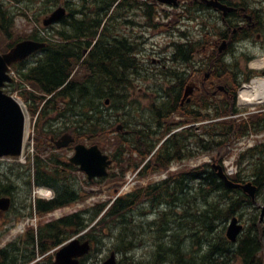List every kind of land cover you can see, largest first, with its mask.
<instances>
[{
	"label": "trees",
	"instance_id": "1",
	"mask_svg": "<svg viewBox=\"0 0 264 264\" xmlns=\"http://www.w3.org/2000/svg\"><path fill=\"white\" fill-rule=\"evenodd\" d=\"M99 1L101 8L109 10L117 0ZM125 1L121 0L119 3L124 4ZM148 16L154 17L152 11H148ZM6 17L8 16L4 15V10L0 7V22L6 21L3 23L4 27L0 25V51L7 50L24 37L37 39L31 34H15L11 18L8 17V20ZM95 18L97 20H92L91 24L97 28L101 19H98V16ZM88 28L89 22L86 23L85 20L76 22L73 33L69 37L65 36V39H69L67 42L47 40L48 45L42 49V55L38 57L37 63L28 65L26 61L19 62L16 72L20 82L15 84V88L21 83H29L36 91L22 90L20 95L28 101L32 114L38 113L37 141L43 139L42 134L45 133L49 120L61 118L63 130L74 133L76 139L89 140L99 144L102 149H111L118 171L117 174L109 176V180H119L115 187L121 183L122 175L129 169L134 170L142 165L140 175H145L164 170L174 161L189 160L201 154L214 153L221 157V154L227 152L226 147L236 139L245 136L251 130L255 132L264 130V110L250 114L247 119L231 116L239 112L235 106L237 87L252 74H246L237 80L238 67H234L232 77L225 75L227 72H224L226 71L224 68L227 66L220 62L217 68H214L216 70L214 78L219 83L226 84L228 80L231 85L233 84L230 94L222 93L223 96L215 98L216 101L213 102L209 100L208 95L202 93L193 97L192 102L194 106H199L198 108H186L191 105L181 106L178 97L181 87L183 90L185 79L182 77V84H179L173 101L166 105L168 108H165L163 102L160 109L156 108L157 117L162 119L169 114L181 116L177 125L182 126V129L170 134L151 156L156 142L158 143L171 130L170 119L164 122V125L159 123L163 129L160 130L158 139H154L149 131L138 126L132 128L127 136L121 132L113 135L114 123L121 121L125 125V117L129 115L125 111L122 115L115 114V119L111 117L113 122L108 118L104 119L102 99L109 97L110 100H120L126 96L119 93L120 79L117 78V71L119 69L123 71L121 80L129 78L130 74L126 75L127 71H134L135 60L131 56L133 47L126 40L122 42L112 40L113 43L108 42L103 46L95 45L90 54L93 56V62L99 64L106 62L103 70L94 69L93 76L96 77L91 81L79 74L69 78L81 58L82 46L88 45L78 38L81 35L88 36L89 33L92 37L95 35L93 30L87 32ZM200 46L182 44V50L186 53H177L182 64L190 62L194 55L191 51ZM176 48H180V45ZM84 64L86 58L82 61L81 67ZM230 76L232 78H228ZM102 85L107 87L106 90H103ZM122 105L124 106V103ZM152 106L155 107V104ZM113 108L116 110L117 104ZM114 109L109 114H113ZM52 114L55 115L51 117ZM195 122L201 123L195 126L193 125ZM63 130H59V133ZM36 148L38 155L34 159L33 173L35 182L51 186L55 190L53 199L37 201L38 212L45 213L89 195L82 187H77L71 182L68 172L71 173L70 169L73 171L72 164H64L60 158L54 161L49 154L43 158L45 146L38 144ZM220 157L216 158V161L220 162ZM238 163L245 164L240 166L239 172L232 175L231 179L243 182L250 178L257 186L256 198L264 203V142L242 151L238 156ZM61 166L65 167V170L60 169ZM108 202L98 203L44 224L39 229L37 248L34 245V233L31 229L28 230L23 236L25 239L23 246L14 245L12 247L14 249L0 250V264H24L30 261L37 251H48L88 227L102 210L104 212L101 218L88 228L84 236L92 241V251L98 249L96 244L101 238L111 236L113 242L110 250L124 253L130 264L136 262L131 253L135 250L134 239L138 232L152 233V240L156 246L153 260L158 264H264L262 250L264 209L261 211L262 214L258 213L255 209L256 199L252 200L239 188L227 187L218 176L217 170L208 162L169 175L159 183L138 187L118 195L110 205ZM161 205L163 208L157 210L155 219L143 222L137 218L136 214L144 216ZM138 206L141 208L135 209ZM246 206L255 211L249 215L245 231L236 242L231 243L223 231L219 230L223 227L218 226L221 223L224 225L229 217L242 211ZM124 256L121 257V261L124 260ZM51 258L49 255L41 262L33 264H51ZM86 258L87 256L81 259L82 264Z\"/></svg>",
	"mask_w": 264,
	"mask_h": 264
},
{
	"label": "rangeland",
	"instance_id": "2",
	"mask_svg": "<svg viewBox=\"0 0 264 264\" xmlns=\"http://www.w3.org/2000/svg\"><path fill=\"white\" fill-rule=\"evenodd\" d=\"M4 4L9 7L8 11L17 13L14 16V29L17 31H24L30 32L33 26H41V20L46 15L49 8H53L52 0H48L47 3H43L42 0H2ZM46 1V0H44ZM139 1V2H135ZM180 3L182 0H179ZM145 2V1H144ZM52 3V4H51ZM148 4H143L142 0H126V4L121 5L117 10V16L115 19L111 21V26L116 31L118 30L119 33L123 37H126L130 42L138 44V53L135 54V58L138 59L139 63V72L137 73H129L127 71L126 75H129L126 80H121L122 70L119 69L117 71V78L120 79L119 81V93L126 95L123 99L120 100H110L108 102V106L103 104L102 108L104 110L103 118H108L109 121L113 122L115 114L122 115L125 111L128 112L127 117H125L126 124L123 129L130 130L136 126L142 127L146 131L151 133V136L154 139L159 138L160 129L158 130L157 126L160 127L161 125L156 124L154 125V120L157 118L156 110L160 109V101H166L168 104L172 102V97L175 95L179 84L182 82V77H184V84L188 83L189 80H194L196 83H200L204 79L205 73L207 70L200 71V66L195 64L197 61L202 59L206 60V58H211L210 55L212 53H194L193 58L187 64H182L181 60L174 59V51H175V43L181 46L186 45H196L198 43L200 45L205 44V37L199 32L200 26L196 25L195 20H187V15L189 18H200L198 15L194 13H187L183 12L184 10L182 7H171L169 5H162L152 2L151 0L147 1ZM182 4V3H181ZM149 5L150 7H148ZM150 11L154 14L153 18H149L146 16L145 12ZM154 10L156 12H154ZM24 13V14H23ZM115 13V14H116ZM165 13V14H164ZM182 14V15H181ZM185 14V15H183ZM152 19V20H151ZM152 21V22H151ZM154 25V26H153ZM113 32V31H112ZM111 32V33H112ZM132 40H131V39ZM202 43V44H201ZM174 44V46H173ZM202 49V47H201ZM214 54V53H213ZM250 56L254 57L251 59H259L264 58V53H248ZM239 59H236L237 64L241 68H250L248 65H245V59L239 56ZM178 60V61H176ZM250 61V62H251ZM193 62V64H192ZM81 68L78 69V73ZM251 71H256L257 68H250ZM80 76L84 74L82 72L79 73ZM125 76V75H124ZM182 84V83H181ZM183 84V86H184ZM242 86V85H241ZM239 86V87H241ZM202 87V86H201ZM200 87V88H201ZM103 90H106V86L102 85ZM239 89V88H238ZM237 89V91H238ZM182 90V87L180 88ZM179 90V91H180ZM201 95L202 92L195 93L194 97ZM14 96L18 97L17 94L14 92ZM109 98V97H108ZM114 98V96H112ZM122 98V97H121ZM240 98V93H239ZM110 99V98H109ZM193 101V99H192ZM103 102V99H102ZM124 103V106L122 105ZM114 104V106H112ZM117 104L118 108L115 110ZM155 104V107L152 105ZM264 104V103H261ZM255 104V105H261ZM240 107L244 108H251V106H242L238 104ZM120 106V107H119ZM198 108L199 106H195ZM157 108V109H156ZM193 109L194 106L186 107ZM25 109V108H24ZM113 114H109L113 111ZM164 111V109H163ZM109 114V115H108ZM55 114H52L54 116ZM244 117H248L249 114L243 115ZM29 116L26 119L25 129L26 132H29V138L25 139L24 144V153L22 157L18 158L17 160H4L0 159V170L4 167H7V163L13 164H23L20 163L21 161L26 162L27 158L30 155L31 147L35 141V129L33 130L30 125V118ZM112 117V118H111ZM156 117V118H155ZM115 119V118H114ZM159 119V118H157ZM119 122V121H116ZM161 123V120H159ZM115 125V123H114ZM113 125V126H114ZM196 126H198L196 124ZM175 128V127H174ZM182 127L175 128L174 130L180 131ZM114 130V127H113ZM118 132L115 131L114 134ZM44 138L45 135L42 134ZM161 138V137H160ZM255 139V141H253ZM252 138H248L245 140H241L238 145L232 144L229 147H226L228 153L224 154V158L227 155L234 154L239 149L242 148L243 145L248 144L249 142H257L256 140H264V135H258ZM87 144V143H86ZM157 144V142H156ZM215 152V151H214ZM217 152V150H216ZM222 151H220V154ZM62 155L70 156L72 154V150L68 151H61ZM60 155V154H59ZM214 155V156H213ZM223 155V154H221ZM219 158L220 156H216L214 153L210 154H201L199 156L192 157V159L180 161L178 163L172 164L171 167L175 168V172H179L193 166L200 164L201 162L210 161V159ZM46 157V156H45ZM20 161V162H19ZM27 164V163H26ZM245 164V163H244ZM21 170L17 175L20 176H28L27 169H19ZM9 171V170H7ZM137 170L131 174H129L127 178V174L122 178L121 183L115 187L114 181L110 180H102L93 183H87L84 179L82 174H78L74 172L72 174L75 178H73V182L77 183L74 184L77 186L82 187L85 192H91L90 197L86 198L82 202L75 203L70 206L63 207L59 210H56L52 215H48L41 220H51L58 216L71 213L74 211H78L79 209L83 208L84 206L88 205L91 206L92 204H96L97 202L101 201H110L111 199L115 198L116 195L119 193H125L129 190H134L138 187H143L147 184H154L157 181H160L162 177H167L162 172H151L145 175H140L141 171L138 174H135ZM10 173V172H9ZM12 173L16 174L17 171H13ZM3 176L2 174H0ZM11 175V173L9 174ZM69 176V174H68ZM127 180V182L122 185L123 181ZM80 182V183H79ZM81 184V185H80ZM119 189V190H118ZM31 191V187L29 193ZM21 192V190H19ZM118 192V193H117ZM28 193V194H29ZM261 197V194L259 195ZM256 211L259 213L264 208V203L261 199L256 198ZM141 206V205H140ZM138 206L135 209L141 208ZM255 210L250 206H246L243 208L242 215H239L240 212L237 213V217L244 226L248 224L249 215L254 213ZM138 212V211H137ZM182 212V211H181ZM137 218H140L143 222L145 217L150 219L152 216H146L141 214H136ZM151 221V220H148ZM130 223V222H126ZM225 223L219 224L218 227H223L219 230L225 232ZM183 226V225H182ZM193 227V226H191ZM14 225L7 231H4L0 237V247L4 246L8 241L14 238L19 233H16L14 230ZM152 233L145 232L142 234L138 232L135 235L134 239V252L131 253L137 262L136 264H158L154 257V250L156 249L155 243L151 238ZM102 240V241H101ZM99 242H97L98 249L94 250L92 255L87 257L84 260V264H100L102 260L109 254L110 247H112L113 238L111 236L101 238ZM262 250L264 252V239H262ZM54 252L52 251V257ZM124 253L117 252V260L119 264H129V259L124 256V260L121 261L120 258L123 256ZM45 259V258H44ZM126 259V260H125Z\"/></svg>",
	"mask_w": 264,
	"mask_h": 264
},
{
	"label": "water",
	"instance_id": "3",
	"mask_svg": "<svg viewBox=\"0 0 264 264\" xmlns=\"http://www.w3.org/2000/svg\"><path fill=\"white\" fill-rule=\"evenodd\" d=\"M163 3H172L175 0H158ZM211 3V1H208ZM63 9H56L50 17L45 20L49 23L58 19L62 15ZM44 42L24 39L13 46L8 52L0 54V86L4 81H10V77L5 73L8 64L21 60L33 51L42 48ZM192 91L191 84H188L184 91V97ZM189 97L187 98V101ZM23 125L24 116L18 102L10 95L5 94L0 88V155H18L21 152L22 139H23ZM73 141L69 135L65 134L60 139L55 141L58 147L67 145ZM70 161L79 164L80 168L84 170L90 178L94 176H103L106 174V166L109 165L110 160L108 156L103 154L97 145L86 147L83 144L75 145V153L70 158ZM219 168V176L224 179V182L229 187H241L244 191L254 197L256 186L252 182L243 184L235 183L229 180ZM8 201L7 198L0 199ZM242 225L237 223V218L232 217L230 220L226 235L229 239L235 240L237 234L241 230ZM89 249L88 242L80 243L78 240H73L56 253V261L53 264H77L76 256L83 255ZM102 264H116L115 255L112 252L110 256L103 261Z\"/></svg>",
	"mask_w": 264,
	"mask_h": 264
},
{
	"label": "flooded vegetation",
	"instance_id": "4",
	"mask_svg": "<svg viewBox=\"0 0 264 264\" xmlns=\"http://www.w3.org/2000/svg\"><path fill=\"white\" fill-rule=\"evenodd\" d=\"M206 1L208 0H186L194 7V14L200 17L187 20H195L196 25L200 26L199 32L207 39L203 49L196 48L191 52L212 53L207 69L209 73L220 56L223 59H233L234 53H264V0H212L214 5L211 6ZM182 3L185 4V0ZM174 53L182 54L186 51L179 48ZM179 59L181 60L180 56ZM86 61L90 68L101 71L106 65L105 61L103 64L93 62L90 53L87 54ZM202 62L200 60L195 63L200 65L199 69L204 65ZM103 79L105 80L104 77ZM223 91L229 92L227 85ZM182 94L181 90L178 93L180 100Z\"/></svg>",
	"mask_w": 264,
	"mask_h": 264
},
{
	"label": "bare ground",
	"instance_id": "5",
	"mask_svg": "<svg viewBox=\"0 0 264 264\" xmlns=\"http://www.w3.org/2000/svg\"><path fill=\"white\" fill-rule=\"evenodd\" d=\"M262 64H264V59L252 62V65ZM239 91L241 105L264 103V78L253 79L249 84L243 85Z\"/></svg>",
	"mask_w": 264,
	"mask_h": 264
}]
</instances>
